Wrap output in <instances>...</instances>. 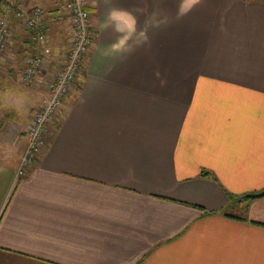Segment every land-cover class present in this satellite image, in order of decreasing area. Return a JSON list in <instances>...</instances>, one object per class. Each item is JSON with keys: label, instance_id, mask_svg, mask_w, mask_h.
Wrapping results in <instances>:
<instances>
[{"label": "crops", "instance_id": "1", "mask_svg": "<svg viewBox=\"0 0 264 264\" xmlns=\"http://www.w3.org/2000/svg\"><path fill=\"white\" fill-rule=\"evenodd\" d=\"M64 2H0L2 75H21L33 51L9 3L42 8L46 37L34 84L7 96L16 138L0 145V264H264V196L228 198L264 190V0L190 11L187 0H88L95 40L79 85L19 176L50 68L68 54L57 59ZM112 7L136 17L123 51L110 47Z\"/></svg>", "mask_w": 264, "mask_h": 264}, {"label": "built area", "instance_id": "2", "mask_svg": "<svg viewBox=\"0 0 264 264\" xmlns=\"http://www.w3.org/2000/svg\"><path fill=\"white\" fill-rule=\"evenodd\" d=\"M64 9L68 14L72 28V42L66 61L59 67L56 75L47 85V99L36 111L28 129L29 139L18 167L19 176L29 165V159L39 151L47 124L58 113L65 97L76 84L95 39V28L88 8V0H65ZM15 15L27 27L29 39L33 44V51L26 59L21 76L25 83H31L41 70L44 59V49L42 50L46 40L43 32L44 11L42 8L36 7L31 11L17 10ZM9 35L10 29L6 18L0 17V52Z\"/></svg>", "mask_w": 264, "mask_h": 264}, {"label": "rangeland", "instance_id": "3", "mask_svg": "<svg viewBox=\"0 0 264 264\" xmlns=\"http://www.w3.org/2000/svg\"><path fill=\"white\" fill-rule=\"evenodd\" d=\"M2 1V0H1ZM9 8H11L10 9V11L11 12H13V10H15L14 11V16L16 17V15H15V13H16V11L17 10H23V9H20V8H17V9H14V6H13V4H10L9 3ZM23 11H26V10H23ZM67 15V14H66ZM68 16V15H67ZM1 17V16H0ZM68 19H69V17H67ZM17 19V18H16ZM18 20V19H17ZM20 22V21H19ZM21 23V22H20ZM22 25H24L23 23H22ZM69 25H70V36H69V38L67 39V41H66V43H64V44H62L61 45V49L59 48V52H58V56H57V59H59V57H60V55L62 56L63 55V53L68 49V47L70 46V44H71V42H72V28H71V24H70V20H69ZM25 26V25H24ZM26 27V26H25ZM10 29V28H9ZM26 29H27V27H26ZM28 30V29H27ZM10 36V35H9ZM9 38V37H8ZM8 38L6 39V42H5V45H4V48H3V50L0 52V63H4V60L3 59H1L2 57H4L5 55H4V53H5V51H7V44H8ZM95 40V39H94ZM93 44H94V41H93ZM93 44H92V46H91V48H90V50L92 49V47H93ZM68 46V47H67ZM45 57H46V55L44 56V59H43V64H44V61H45ZM10 61V60H9ZM26 62V61H25ZM53 63H56V62H53ZM43 64H42V67H43ZM62 64L63 63H60V64H55L56 66H54V68H50V69H53L51 72H53L52 73V77L50 78V80L49 81H47V82H45V89L44 90H46L45 91V93H46V95L44 96V99H43V102H42V104L44 103V101L47 99V85L49 84V82L51 81V79H53L54 78V76L56 75V72H57V70L59 69V67L60 66H62ZM42 67H41V69H42ZM5 68H8L7 66L5 67H1L0 66V71H3V69L4 70H6ZM41 71V70H40ZM39 71V72H40ZM23 73V72H22ZM22 73H21V75L19 74V75H17L16 74V77H12V79H8L7 77H5L4 75H2L1 74V72H0V145H2V144H7V143H9L10 141H12V140H14L15 138H16V136H14V129H13V127H14V124L16 123L15 121H13V119H15L14 118V111L13 112H11V114L10 115H12V118L10 119V120H8V119H5L4 118V116H5V114H7L8 115V107L9 106H7V96L12 92V94H15L17 97H21V98H24L23 96H25L24 94L22 95V93L20 92L21 91V86L22 87H25V88H31L32 87V85L34 84V81H35V79H33V81L31 82V83H25L23 80H22V78H21V76H22ZM5 74V73H4ZM38 75V74H37ZM36 75V76H37ZM19 76V79L17 78ZM81 76V73H80V75H79V77ZM78 77V79H77V83H76V85L75 86H78L79 85V82H80V78ZM16 79L18 80L17 82L20 84V86H17L16 85ZM79 80V81H78ZM11 82V83H10ZM12 82H14V85H12ZM9 90V91H8ZM30 90H32V89H30ZM72 90V89H71ZM27 92V91H26ZM9 93V94H8ZM13 104H14V101H13ZM41 104V105H42ZM15 105H17V104H15ZM41 107V106H40ZM39 107V108H40ZM16 106H15V110H16ZM39 108L38 109H36L35 110V112L33 113V117H34V115H35V113H36V111H38L39 110ZM17 111V110H16ZM59 112V111H58ZM58 114V113H57ZM57 114L50 120V122L47 124V127H46V130L44 131V133H43V135H42V145L40 146V148H39V151L36 153V154H34V156L33 157H31L30 159H29V161H28V164L29 165H27V167L24 169V173L22 174V175H24L27 171H29L28 169H30L32 166H33V164L35 163V161L38 159V157H39V155L42 153V151L44 150V146H45V142H46V134H47V131H48V128H49V126L52 124V122L54 121V119L57 117ZM19 116L18 117H16L18 120H20V114H18ZM5 119V120H4ZM33 120V119H32ZM32 122V121H31ZM18 123V122H17ZM31 124V123H30ZM29 127H30V125H29ZM29 127L27 128V130H26V144H25V147H24V150H23V152H22V154L20 155V157H19V161H18V164H17V174H18V167H19V164H20V161L22 160V157H23V155H24V153H25V150H26V147H27V143H28V129H29ZM21 175V176H22Z\"/></svg>", "mask_w": 264, "mask_h": 264}, {"label": "clouds", "instance_id": "4", "mask_svg": "<svg viewBox=\"0 0 264 264\" xmlns=\"http://www.w3.org/2000/svg\"><path fill=\"white\" fill-rule=\"evenodd\" d=\"M201 0H187L188 10L199 4ZM108 20L111 21V27L117 33V39L111 44L113 51H123L131 35L136 31V17L127 9L112 7L108 12ZM107 22H101L100 27L106 28Z\"/></svg>", "mask_w": 264, "mask_h": 264}, {"label": "water", "instance_id": "5", "mask_svg": "<svg viewBox=\"0 0 264 264\" xmlns=\"http://www.w3.org/2000/svg\"><path fill=\"white\" fill-rule=\"evenodd\" d=\"M1 2V0H0ZM264 196V190L259 192V193H253V194H246V198H249V199H254V198H259V197H262Z\"/></svg>", "mask_w": 264, "mask_h": 264}, {"label": "trees", "instance_id": "6", "mask_svg": "<svg viewBox=\"0 0 264 264\" xmlns=\"http://www.w3.org/2000/svg\"><path fill=\"white\" fill-rule=\"evenodd\" d=\"M202 175H205V176H207L208 174L207 173H205V174H202ZM246 195H243V196H241V197H231V196H229L228 198H229V204H232V203H235V202H237V200H241V198H246L245 197Z\"/></svg>", "mask_w": 264, "mask_h": 264}]
</instances>
